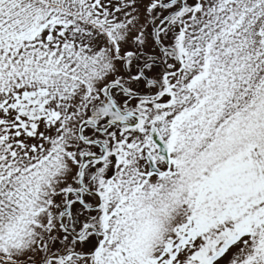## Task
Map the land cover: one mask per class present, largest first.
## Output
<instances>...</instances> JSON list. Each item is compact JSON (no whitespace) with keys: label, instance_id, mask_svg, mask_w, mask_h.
<instances>
[{"label":"snow or ice","instance_id":"1","mask_svg":"<svg viewBox=\"0 0 264 264\" xmlns=\"http://www.w3.org/2000/svg\"><path fill=\"white\" fill-rule=\"evenodd\" d=\"M0 264H264V0H0Z\"/></svg>","mask_w":264,"mask_h":264}]
</instances>
